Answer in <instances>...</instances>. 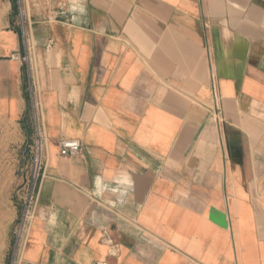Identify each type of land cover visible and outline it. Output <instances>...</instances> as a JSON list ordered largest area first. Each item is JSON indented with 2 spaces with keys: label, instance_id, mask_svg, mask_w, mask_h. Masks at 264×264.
I'll return each instance as SVG.
<instances>
[{
  "label": "crops",
  "instance_id": "obj_1",
  "mask_svg": "<svg viewBox=\"0 0 264 264\" xmlns=\"http://www.w3.org/2000/svg\"><path fill=\"white\" fill-rule=\"evenodd\" d=\"M44 173L32 264H264V0H22ZM0 0V181H24L25 39ZM60 138L80 151L59 154ZM12 194V195H11ZM225 215L226 226L210 219Z\"/></svg>",
  "mask_w": 264,
  "mask_h": 264
},
{
  "label": "built area",
  "instance_id": "obj_2",
  "mask_svg": "<svg viewBox=\"0 0 264 264\" xmlns=\"http://www.w3.org/2000/svg\"><path fill=\"white\" fill-rule=\"evenodd\" d=\"M19 21L21 34L25 39L26 52L20 58L26 68V92H27V120L30 135L27 143L28 161L26 164L23 192L21 194L20 210L13 229L12 243L9 250L8 264H32L25 262L20 257V249L27 236L29 225L34 217L35 205L38 196L39 185L44 173V153L47 141L40 93L36 87L33 76V68L30 64L29 48L27 47L26 27L28 25L22 7V0H18ZM59 154L70 156L80 151L81 145L77 139L60 138L57 141ZM93 264H107L105 260L96 261Z\"/></svg>",
  "mask_w": 264,
  "mask_h": 264
},
{
  "label": "rangeland",
  "instance_id": "obj_3",
  "mask_svg": "<svg viewBox=\"0 0 264 264\" xmlns=\"http://www.w3.org/2000/svg\"><path fill=\"white\" fill-rule=\"evenodd\" d=\"M4 3H9L10 4V15L13 17L15 21H19V10H18V0H2ZM23 183L24 181H15L13 183V187L10 188V191L12 194H16L17 191L20 190V193L22 194L23 192ZM4 182L0 181V264H8L9 261V250L11 243L9 247L6 248L5 242L7 240V234H8V221L11 219V212L10 209H8L7 204H6V193L4 189ZM11 194V195H12ZM16 221V220H15ZM15 225V223H14ZM14 225L12 228V231L14 229Z\"/></svg>",
  "mask_w": 264,
  "mask_h": 264
},
{
  "label": "water",
  "instance_id": "obj_4",
  "mask_svg": "<svg viewBox=\"0 0 264 264\" xmlns=\"http://www.w3.org/2000/svg\"><path fill=\"white\" fill-rule=\"evenodd\" d=\"M210 219L215 221L220 226H223V227L226 226L225 215L223 213L213 209V208L210 210Z\"/></svg>",
  "mask_w": 264,
  "mask_h": 264
}]
</instances>
